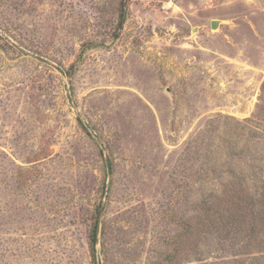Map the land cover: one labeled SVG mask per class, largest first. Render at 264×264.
I'll list each match as a JSON object with an SVG mask.
<instances>
[{"label":"rangeland","instance_id":"rangeland-1","mask_svg":"<svg viewBox=\"0 0 264 264\" xmlns=\"http://www.w3.org/2000/svg\"><path fill=\"white\" fill-rule=\"evenodd\" d=\"M161 1L0 0V264H264V0Z\"/></svg>","mask_w":264,"mask_h":264},{"label":"built area","instance_id":"built-area-1","mask_svg":"<svg viewBox=\"0 0 264 264\" xmlns=\"http://www.w3.org/2000/svg\"><path fill=\"white\" fill-rule=\"evenodd\" d=\"M178 0H162L160 2L161 9L166 12H176L179 10V6L177 4Z\"/></svg>","mask_w":264,"mask_h":264},{"label":"trees","instance_id":"trees-1","mask_svg":"<svg viewBox=\"0 0 264 264\" xmlns=\"http://www.w3.org/2000/svg\"><path fill=\"white\" fill-rule=\"evenodd\" d=\"M123 6H124V3H123ZM124 22H125V13L122 11L121 20H120V27L123 26ZM96 243H97V231H96V227H95L93 230L92 236H91V247H92L93 256L95 253ZM94 264H100V263L94 262Z\"/></svg>","mask_w":264,"mask_h":264},{"label":"water","instance_id":"water-1","mask_svg":"<svg viewBox=\"0 0 264 264\" xmlns=\"http://www.w3.org/2000/svg\"><path fill=\"white\" fill-rule=\"evenodd\" d=\"M220 25V22L217 20H214L211 22V28L216 30L218 28V26Z\"/></svg>","mask_w":264,"mask_h":264}]
</instances>
